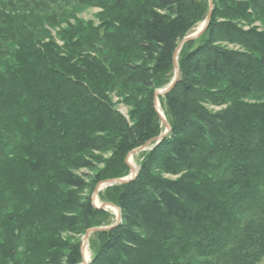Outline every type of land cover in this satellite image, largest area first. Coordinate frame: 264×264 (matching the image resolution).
<instances>
[{"label": "trees", "instance_id": "16d2710c", "mask_svg": "<svg viewBox=\"0 0 264 264\" xmlns=\"http://www.w3.org/2000/svg\"><path fill=\"white\" fill-rule=\"evenodd\" d=\"M213 3L177 54L208 0H0V264L82 263L96 187L165 132L176 58L171 131L101 197L122 221L89 264L263 263L264 0Z\"/></svg>", "mask_w": 264, "mask_h": 264}, {"label": "rangeland", "instance_id": "374dc122", "mask_svg": "<svg viewBox=\"0 0 264 264\" xmlns=\"http://www.w3.org/2000/svg\"><path fill=\"white\" fill-rule=\"evenodd\" d=\"M99 13L100 10L99 9H95V8H88V9H80L77 11L76 15L77 18L80 21H83L85 23H92L95 26L99 25ZM204 22L199 24L196 29L190 34H196L197 32H199L202 28H203ZM176 76V70L173 71L172 75L169 77V82L168 84L165 86V88H161L157 91V93H162L163 91H165L173 82ZM112 103L113 106L115 108V110L122 115L123 117H125L126 119L129 118V112L131 109H129L122 101L121 98L117 97V96H113L112 98ZM157 111L159 110L160 112V117L162 119V123L165 126V133H167V126L165 125V123L167 122V124L169 125L166 117H165V113L162 107V100L158 98V105H157ZM163 117V118H162ZM163 120H165L166 122H163ZM170 126V125H169ZM162 134V135H163ZM158 139V138H157ZM157 139L151 140L149 142H146L145 144L139 146L138 148L132 150L129 155L127 156L125 163H126V167H127V173L125 176L120 177L118 179H113V180H106L102 183H100L97 187L96 190L99 188V192L97 194L96 197H94L96 190L94 191V193L91 195V199L93 201V204L95 206V208L100 209V207L103 204H112L114 205L109 199L108 200H103L101 197L105 196L106 192L113 189L114 187L121 185V184H117L114 181H118V180H126L129 178H133L134 173L133 172H137V174L140 171V165L143 162L146 153L149 152L155 145V142L157 141ZM109 155H105L104 158H109ZM101 168V167H100ZM134 170V171H133ZM88 173L87 171H83V172H79V174H84ZM115 206V205H114ZM116 207V206H115ZM116 209H118L116 207ZM114 209V208H104L101 210H104L107 213L106 216V221L103 225H101L100 227H95V228H109L111 226H113L114 224H116L117 220H118V211ZM116 211V212H115ZM88 232V231H87ZM85 235L81 238V242H82V246L83 250H82V263L81 264H87L86 262L90 263L93 254L95 252V247L97 244V238L94 234L90 235V237L85 240ZM85 251H87L88 255L85 253ZM86 257H85V256ZM86 261V262H85ZM264 264V261L263 263Z\"/></svg>", "mask_w": 264, "mask_h": 264}, {"label": "water", "instance_id": "95a60500", "mask_svg": "<svg viewBox=\"0 0 264 264\" xmlns=\"http://www.w3.org/2000/svg\"><path fill=\"white\" fill-rule=\"evenodd\" d=\"M208 1H209V5H210V12H209V15H208L206 21L204 22L203 28H202L199 32H197L196 34H193V35L188 36L187 38H185V39L181 42V44H180V46H179V48H178V50H177V54L180 52V49H181L186 43H188V42H190V41H194V40L199 39V38L204 34V32L206 31V29L208 28L209 23H210V19H211V17H212V13H213V10H214V3H213V0H208ZM175 70H176V76H175L174 82H173V83H172V84H171V85H170L165 91H163L162 93H156V102H155V103H156V107H157V105H158V98H159V96H165L167 93H169V91L172 90V88L175 86V84H176L177 81H178V78H179V66H178L177 58H176V62H175ZM158 113L160 114L159 110H158ZM162 118H163V117H162ZM163 122H166V121L163 120ZM165 125L167 126V133L163 134L162 136H160V137L157 139V142H158V143L161 141V139H163V138H164V137H165V136L171 131V128H170V126L167 124V122L165 123ZM133 173H134L133 178H129V179H126V180H118V181H114V182L117 183V184H125V183H128V182H130L131 180H134L135 178H137V175H138L137 172H133ZM98 192H99V188L96 190L94 197L97 196ZM108 207L116 208V207H115L114 205H112V204H103V205L100 207V209H104V208H108ZM117 210H118V212H119V216H118V220H117L116 224H114L113 226H111V227H109V228H93V229L89 230V231L86 233L84 239L87 240V239L90 237V235H92V234L107 231V230H109V229H112V228L116 227L118 224H120L121 221H122V214H121V210H120V209H117ZM83 247H84V246H82V250H83ZM87 264H89V263H87Z\"/></svg>", "mask_w": 264, "mask_h": 264}, {"label": "bare ground", "instance_id": "6f19581e", "mask_svg": "<svg viewBox=\"0 0 264 264\" xmlns=\"http://www.w3.org/2000/svg\"><path fill=\"white\" fill-rule=\"evenodd\" d=\"M134 171V170H133ZM109 208V207H108ZM114 209H116V208H114ZM117 210V209H116ZM118 211V210H117ZM116 212V211H115ZM118 214H119V212H118ZM85 253L88 255V253H87V251H85ZM89 256V255H88ZM86 262V261H85ZM89 262V261H88ZM88 262H86V263H88Z\"/></svg>", "mask_w": 264, "mask_h": 264}]
</instances>
